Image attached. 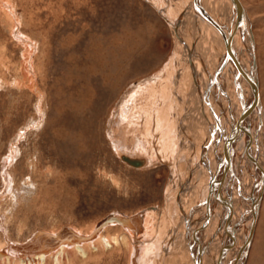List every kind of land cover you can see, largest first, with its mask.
Instances as JSON below:
<instances>
[{"label":"rangeland","instance_id":"rangeland-1","mask_svg":"<svg viewBox=\"0 0 264 264\" xmlns=\"http://www.w3.org/2000/svg\"><path fill=\"white\" fill-rule=\"evenodd\" d=\"M157 1L7 0L18 21L14 28L0 8V164L14 153L5 170L11 181L0 200V225L11 241L24 243L36 232L62 227L88 230L111 215L154 210V235L162 236L156 235L159 244L147 264H183L188 259L191 240L176 198L190 174V162L196 167L206 154L197 150L190 156L183 148L185 138L176 120L185 107L172 96L178 133L167 158L157 151L159 131L153 135L154 159H148L149 150L138 151L129 141L123 145L115 136L133 120L146 131L141 107L155 104L147 81L165 76L171 58L169 89L182 92L190 83L188 74L176 80L187 56L171 24L193 40L198 37L188 12L190 0ZM242 1L247 8L253 4ZM183 11L188 12L182 16L185 21L178 23ZM12 30L34 45L30 71L23 68L27 76L22 66L28 48ZM253 32L264 105V20L253 22ZM204 49L201 62L211 64L216 48L210 53ZM187 88L191 94L194 88ZM188 93L181 96L191 106ZM151 128L154 132L156 123ZM137 156L143 164L127 161ZM198 186L194 194L205 204V182ZM190 214L189 219H201L197 211ZM255 228L245 264H264V196ZM0 235L4 237L1 230ZM119 250H107L98 264H127V250Z\"/></svg>","mask_w":264,"mask_h":264},{"label":"bare ground","instance_id":"bare-ground-1","mask_svg":"<svg viewBox=\"0 0 264 264\" xmlns=\"http://www.w3.org/2000/svg\"><path fill=\"white\" fill-rule=\"evenodd\" d=\"M250 2L253 4L247 8L242 0H190L187 9L193 17V28L198 37L193 40L187 34L182 35L179 32L180 27L176 28V23L171 24L187 56L186 64L180 66L176 72V80L179 83V80L188 74L190 78L188 85L194 89L190 94L188 85H185L183 91L190 94L186 97L192 99L193 103L190 106L189 101H183L184 98L181 96L183 91L178 92V87H175V92L169 89L174 68L171 58L165 76H155L152 82L145 83L146 89H149L148 95L153 96L155 100L151 108L149 104L141 107V112H144L143 115L146 117L144 119L146 131H141L135 124L136 121L129 120L130 122L125 123L122 130L115 135L123 145L124 142L126 144L130 142L129 145L135 144L138 151L149 150L146 155L150 159V156L154 157L152 149H156L153 135L159 131L162 137L157 144V151L160 156L167 158L175 150L172 141L178 133L174 124L177 121L179 131L183 134V139L185 138L183 148L186 154L191 156L197 150L206 154L196 167L190 162L188 168L190 174L186 180L181 181L183 187L180 188L181 192L178 191L179 197L176 198L184 229L191 240L190 253L183 264H245L260 215L264 196V105L257 74L253 22L264 20V2L262 0ZM10 5L7 0H0V8L13 28L18 27V21ZM188 12L183 11L177 22L185 21L182 18ZM258 13L262 14L256 15ZM12 33L28 48L29 54L26 53L28 56L22 70L30 71L34 45L32 41L19 34V30L18 32L12 30ZM204 48L209 51L206 53L216 48L214 54H210L213 58L208 54L212 59L211 64L208 62L209 65L208 63L203 65V61L201 62ZM28 73L25 71L23 76H27ZM136 93L140 94L138 90ZM172 96L177 100L178 106L183 105L186 110L176 121L172 117L174 109V104H171ZM207 105L210 106L209 111L205 109ZM132 118L134 119V115ZM155 123L156 130L152 132L151 126ZM214 144L216 149L213 147ZM15 147H11L12 152L15 151ZM214 150L217 151L216 154ZM13 156L14 153H11L6 161L0 164V200L11 181L5 170ZM127 161L133 165H141L144 159L138 157ZM200 181H204L207 187L205 204L203 199H200L201 195L197 197L194 194ZM203 208L205 211H202ZM189 210L201 213V219L198 221L189 219L191 215ZM138 213L124 216L127 217L126 223L105 222L88 230L70 228L80 238H74L72 242L62 243L48 251L37 250L30 241L44 232L55 234L61 228L36 232L22 243L11 241L4 227L0 225V230L4 234V237L0 235V264H98L104 252L123 247L125 251L127 250V264H147L156 244H159L157 237L160 232L154 235V210Z\"/></svg>","mask_w":264,"mask_h":264},{"label":"water","instance_id":"water-1","mask_svg":"<svg viewBox=\"0 0 264 264\" xmlns=\"http://www.w3.org/2000/svg\"><path fill=\"white\" fill-rule=\"evenodd\" d=\"M118 222V223H126L127 217L122 215H111L107 217L103 222ZM80 238L78 235H75L74 232L71 231L70 228L62 227L57 233H41L39 236L32 238L30 242H32V246L37 248V250H51L58 247L62 243H70L72 240Z\"/></svg>","mask_w":264,"mask_h":264}]
</instances>
